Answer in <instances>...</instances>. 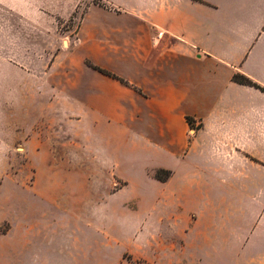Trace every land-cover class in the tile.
Masks as SVG:
<instances>
[{"label": "crops", "instance_id": "0c3cea01", "mask_svg": "<svg viewBox=\"0 0 264 264\" xmlns=\"http://www.w3.org/2000/svg\"><path fill=\"white\" fill-rule=\"evenodd\" d=\"M100 2L85 15L76 51L52 56L47 90L37 8L21 5L29 24L5 53L10 61L0 56V264L49 263L56 250L72 248L75 226L87 224L56 218V205H70L55 200L54 117L39 99L70 98L72 81L80 124L146 129L133 139L146 155L135 187L158 188L161 208L174 192L193 210L180 224L191 257L264 264V91L234 81L242 74L264 89V0ZM57 110L68 124L70 100ZM158 170L169 179L152 176Z\"/></svg>", "mask_w": 264, "mask_h": 264}, {"label": "rangeland", "instance_id": "374dc122", "mask_svg": "<svg viewBox=\"0 0 264 264\" xmlns=\"http://www.w3.org/2000/svg\"><path fill=\"white\" fill-rule=\"evenodd\" d=\"M22 4L28 9L31 6L38 9L40 89L47 90L45 75L52 56L68 47L70 54L76 51V35L85 15L101 2L0 0L2 60L10 61L5 53L15 50L17 32L29 24L24 21L28 18L22 16ZM77 70L78 65L72 64V79L77 78ZM71 88L70 98L45 95L39 99L41 109L54 117L55 200L65 204L69 202L70 205L69 209L56 205V218L86 217L87 224L75 226L81 231L71 233L70 250H56L53 260L38 264H199L190 254L189 237L184 233L188 229L180 227L194 217L193 210L178 203L174 192L168 193L166 209L161 208L158 188L135 187V181L146 172L143 162H146V155L140 152L141 146L134 147L133 139L137 135L145 137L146 129L80 124L77 84L73 81ZM67 99L71 108L68 124L59 119L57 110ZM244 195L243 192L238 193L237 197ZM160 213L166 220L162 225ZM34 261L35 258L24 257V264H35ZM210 264H222L221 259L215 262V258H211Z\"/></svg>", "mask_w": 264, "mask_h": 264}, {"label": "trees", "instance_id": "16d2710c", "mask_svg": "<svg viewBox=\"0 0 264 264\" xmlns=\"http://www.w3.org/2000/svg\"><path fill=\"white\" fill-rule=\"evenodd\" d=\"M100 72H102L103 74H105L111 78L120 80V78L113 73H110V72H107L104 70H100ZM234 81L239 83V84L246 85V86L253 87V88L260 89V90L264 91V89L262 87H260L258 84L254 83L252 80H250L249 78H247L246 76H244L242 74H235L234 75ZM188 122L190 123V125H193L194 120L191 118H188ZM163 173L165 175H163ZM169 177H170V173L163 171V170H158L155 174V178L159 181H166L169 179Z\"/></svg>", "mask_w": 264, "mask_h": 264}]
</instances>
